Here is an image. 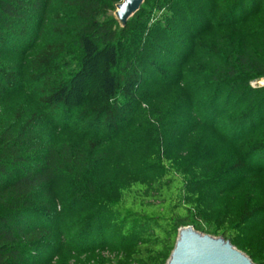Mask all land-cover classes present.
<instances>
[{
	"label": "trees",
	"instance_id": "trees-1",
	"mask_svg": "<svg viewBox=\"0 0 264 264\" xmlns=\"http://www.w3.org/2000/svg\"><path fill=\"white\" fill-rule=\"evenodd\" d=\"M58 1L57 9L50 11L49 5L54 0H0V102L21 81L17 62L7 53L13 47L18 51L30 23L37 18L57 38L35 50L28 63L31 82L41 84L38 98L41 107L49 112L58 108L79 110L83 116L98 120L94 122L96 129L104 126L115 129L117 118L130 105L148 102L141 88L155 56L140 53L130 60L123 56L120 47L136 18L147 11L149 0H144L124 28L106 15L121 0ZM150 1L157 8L181 6L191 23L196 21L189 13L187 0ZM204 7L206 12L213 13L218 31L210 40L212 43L199 39L197 44L201 51L217 59V64H194L195 71L214 90L226 87L237 95L241 105L240 113L234 116L237 122L247 124V128L264 126V85H251L264 79V0H211ZM241 7L252 14L239 24L235 20ZM180 13L174 11L171 22L182 21ZM246 29L261 36L257 44L233 42L234 32ZM166 32H171V26L166 27ZM150 40L154 48L163 50L162 42ZM62 58H65L63 65L68 66L64 73L58 69ZM142 112L141 123L125 136L133 139L135 150L159 169V175L150 184L132 181L122 186L117 196L105 198L82 174L86 172L88 155L103 143L107 148V141L89 136L86 150L64 143L44 148L33 130L41 115L33 112L23 117L21 110L9 114L0 110V264H30L29 250L49 234L42 226L29 224L30 221L41 224L43 213L50 211L35 203L37 192L60 179L72 186L74 196L90 199L89 202L106 209L120 236L135 242L131 258L145 264H165L168 257L163 253L172 251L178 230L183 226L191 225L233 243L239 224L252 211L243 210L238 218L228 215L215 224L212 232L200 229L206 215L200 198L191 191L195 181L191 173L163 154L162 132L153 109L142 108ZM244 145L250 152L262 153L264 127L260 133L245 138ZM238 249L255 264H264V248Z\"/></svg>",
	"mask_w": 264,
	"mask_h": 264
},
{
	"label": "rangeland",
	"instance_id": "rangeland-1",
	"mask_svg": "<svg viewBox=\"0 0 264 264\" xmlns=\"http://www.w3.org/2000/svg\"><path fill=\"white\" fill-rule=\"evenodd\" d=\"M210 2L187 0L195 23H191L192 19L181 6L157 8L150 0L146 2L147 11L136 18L120 49L130 60L140 53L155 56L141 88L148 102L130 105L117 118L115 129L108 130L107 126L96 129L94 122L98 120L83 116L79 110L58 108L49 112L41 107L38 102L41 84L31 82L28 63L35 50L57 38L51 34L50 27L40 25L37 18L30 23L28 35L18 51L13 47L7 53L17 62L21 81L3 97L0 110L6 114L21 110L23 117L33 112L41 115L33 130L44 148L64 143L86 150L89 136L107 141V148L103 143L88 155L86 172L81 174L83 179L94 183L100 196L108 198L117 196L118 190L132 181L150 184L159 175V169L135 150L133 139L125 136L141 123L142 108L153 109L162 132L163 154L191 173L195 181L191 191L200 198L206 215L200 229L212 232L215 224H220L228 215L238 218L243 210H249L252 214L239 224L233 244L237 248L262 249L264 151L250 152L244 141L260 133L264 126L247 128V124L237 122L234 116L241 110L237 95L226 87L214 90L194 68V64H217V59L201 51L197 44L199 39L210 42L218 31L213 13L206 12L204 7ZM58 3V0L51 2L50 11L56 10ZM118 3L106 15L115 19ZM174 11L181 12L182 21L171 22ZM251 14L249 9L241 7L235 22L240 24ZM167 26H171L169 33ZM247 31H235L233 42L257 44L261 36ZM151 38L162 42L163 50L154 48ZM65 58L59 60L58 69L63 73L68 68L63 65ZM88 200L74 196L72 186L64 179L37 192L35 203L50 211L43 213L41 224L32 221L29 224L42 226L49 234L29 250L30 264H145L131 258L135 242L120 236L109 221L108 211ZM170 253L165 251L163 255L169 258Z\"/></svg>",
	"mask_w": 264,
	"mask_h": 264
},
{
	"label": "water",
	"instance_id": "water-1",
	"mask_svg": "<svg viewBox=\"0 0 264 264\" xmlns=\"http://www.w3.org/2000/svg\"><path fill=\"white\" fill-rule=\"evenodd\" d=\"M144 0H121L116 5L115 19L124 28ZM165 264H255L252 259L222 236H213L183 226Z\"/></svg>",
	"mask_w": 264,
	"mask_h": 264
},
{
	"label": "built area",
	"instance_id": "built-area-1",
	"mask_svg": "<svg viewBox=\"0 0 264 264\" xmlns=\"http://www.w3.org/2000/svg\"><path fill=\"white\" fill-rule=\"evenodd\" d=\"M261 84H264V82H262L261 79H260V80H257V81H253L251 85H252V86H254V85L259 86V85H261Z\"/></svg>",
	"mask_w": 264,
	"mask_h": 264
},
{
	"label": "bare ground",
	"instance_id": "bare-ground-1",
	"mask_svg": "<svg viewBox=\"0 0 264 264\" xmlns=\"http://www.w3.org/2000/svg\"><path fill=\"white\" fill-rule=\"evenodd\" d=\"M261 81L264 82V79H262Z\"/></svg>",
	"mask_w": 264,
	"mask_h": 264
}]
</instances>
